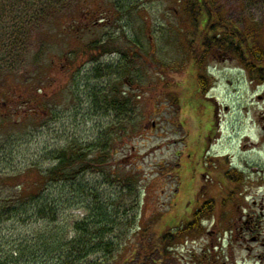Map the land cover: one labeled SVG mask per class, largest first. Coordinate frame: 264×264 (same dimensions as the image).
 <instances>
[{"label": "rangeland", "instance_id": "1", "mask_svg": "<svg viewBox=\"0 0 264 264\" xmlns=\"http://www.w3.org/2000/svg\"><path fill=\"white\" fill-rule=\"evenodd\" d=\"M116 1L122 12L108 0H87L85 9L95 11L88 16L72 5L64 28L41 18L23 27L20 41L15 22L0 32V103L8 101L0 107V199L20 190L7 189L8 177L23 185L30 166L56 165L57 153L71 145L102 151L107 144L110 166L83 174L85 192L54 191L71 202L58 222L66 228L37 223L28 235L36 244L28 245L37 250L49 238L52 246L82 249L75 224H97L103 213L110 223L102 236L114 250H96L78 264H264V84L217 52L203 65L207 95H195L198 66L189 60L183 33L192 28L180 0ZM214 1L264 43V0ZM108 9L115 15L103 22ZM111 38L134 53L93 60L90 47ZM118 98L124 105L113 109L109 101ZM233 168L244 174L240 182L225 177ZM210 200L214 211L202 216L203 230L175 239L165 256L148 252ZM52 260L36 252V264H57Z\"/></svg>", "mask_w": 264, "mask_h": 264}, {"label": "trees", "instance_id": "2", "mask_svg": "<svg viewBox=\"0 0 264 264\" xmlns=\"http://www.w3.org/2000/svg\"><path fill=\"white\" fill-rule=\"evenodd\" d=\"M108 1L112 7H115V10L122 12L119 10L118 1ZM180 2L182 3L183 14L192 28L190 31H184L183 36L186 38L190 51L189 60L195 67L198 66V72L195 71L196 73H194V65H192V71L195 74L192 77L195 95L201 98L207 95L210 89L208 81L210 74L208 75L207 68H203V65L210 55L214 57L217 52L237 60L253 82L264 84V43L262 37L257 35L258 32L252 34L247 29H241L226 19L222 11L216 9L214 0H180ZM72 5L84 8L86 16L95 12L85 9V6L88 5L87 0H0V32H4L3 29H10L11 23L15 22V33H17L15 37L18 36L20 41L23 27L36 24V21L38 22L41 18L50 19L54 21L55 26L64 28L68 19L66 12ZM111 9L102 11L100 20L109 22L115 15ZM19 41L16 42L15 46H18ZM115 42L116 40L113 38L106 42H95L90 47L95 51V55L92 56L93 60L109 52H121L122 50L115 46ZM9 46L11 45L7 47ZM132 51L130 49L127 53L126 51L121 53L127 56ZM204 70L205 73H202ZM112 92L118 93L117 95L125 98L124 101L129 103L124 92L120 89L116 88ZM124 101L118 98L109 102L110 106L116 109L124 105ZM3 103H8L7 99L0 103L2 104L1 109L4 107ZM2 120L3 123L6 121L5 118ZM120 131H128L127 126L122 124ZM110 139L112 142L114 141L113 138ZM105 147L107 148L108 145L106 144ZM105 147L104 150L99 151V149L94 150L92 146L71 145L57 153L54 160L56 165L46 170L38 168V166H30L26 176L29 178L23 185L15 186V176L8 177L7 189L12 190L14 187H18L20 190L16 191L15 194H10L6 199H0V264H36V252L37 254L41 252V256L51 255L52 261L57 264H78L77 261L96 250L102 251L104 249L108 253L113 252L115 244L112 241H104L102 236L109 229L107 225L110 223L108 214L103 213L100 214L101 220L97 224L93 222L88 224V220L77 221L75 224L74 228L79 232V235L74 243L83 244L82 249L76 245L69 250H64V246L61 244L55 247L49 243V238L45 239L42 246H39L40 248L37 250L36 245H28L27 243V240L34 242L33 237L29 238L28 235H32L31 231L35 232L32 227H36L37 223H42L45 227L52 229L66 226L61 225L63 226L61 227L58 222L71 202L66 198L61 200L54 198V191L68 195L69 193L72 194L70 190L77 187L79 191L76 189L75 193L85 192L86 181L84 182L83 174L91 169L100 168L103 170V166H110L109 155L105 152ZM95 151L98 152L95 153ZM243 175L237 168H233L231 172L225 174V177L231 182H240L244 177ZM70 184H73L74 187ZM89 193L97 195L94 188H90ZM227 202L228 200L224 201V203ZM213 204V201L210 200L202 205L200 211L197 210L192 213L193 218L187 220L186 225L182 224L176 229L169 228L161 233L147 248L148 252L165 256V254H169L175 239L187 233H197L203 230L201 220L203 217L212 214L214 211ZM103 224L105 225L103 226ZM54 237L53 235L52 238ZM104 242L105 246H103ZM76 254L79 259H76Z\"/></svg>", "mask_w": 264, "mask_h": 264}, {"label": "flooded vegetation", "instance_id": "3", "mask_svg": "<svg viewBox=\"0 0 264 264\" xmlns=\"http://www.w3.org/2000/svg\"><path fill=\"white\" fill-rule=\"evenodd\" d=\"M7 103H3V106L6 105ZM0 107H2V104H0ZM247 223L249 224H252V221H248ZM253 231V230H252ZM256 241L260 239V235H258L257 237L254 238ZM262 240V239H261ZM262 245L264 246V242H262ZM258 259L261 261V262H264V256L262 255H259L258 256Z\"/></svg>", "mask_w": 264, "mask_h": 264}]
</instances>
